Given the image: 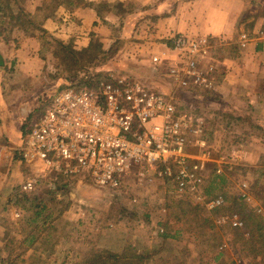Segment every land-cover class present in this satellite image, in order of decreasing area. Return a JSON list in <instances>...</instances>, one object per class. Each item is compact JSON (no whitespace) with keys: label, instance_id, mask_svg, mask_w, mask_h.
Listing matches in <instances>:
<instances>
[{"label":"rangeland","instance_id":"obj_1","mask_svg":"<svg viewBox=\"0 0 264 264\" xmlns=\"http://www.w3.org/2000/svg\"><path fill=\"white\" fill-rule=\"evenodd\" d=\"M162 1L154 0L150 3L149 0L129 1L126 15L122 14L127 20V25L121 23L120 29L111 33L110 37L113 40L108 48H105L100 41L106 55L102 56L101 61L99 59L94 64H87L75 74L67 72L60 75L55 57L57 48L54 45L49 46L47 50L40 46L39 59H44L46 63L45 69L42 70V65L32 61L27 51L20 48L21 44L18 41L14 42L10 36V48L6 57L8 65L3 69L0 68V100L6 101L2 96L3 91L5 93L7 91V94L11 92L7 104L10 105V118L15 120L14 129L16 122L21 120V141L45 112L56 93L69 86L89 88L85 82L91 76H100V74L107 78L112 74L126 76L153 89L173 92L174 87L166 68L160 65L153 68L150 57L145 52L147 46L154 44L153 42L158 46L161 42L160 38H156V33L153 34L155 38L150 40L153 38L150 28L158 25L160 20V17L154 13L152 5ZM167 1L170 2L171 12L175 11L173 7L178 3L189 2V0ZM40 2L41 0H27L26 7H33ZM63 9L65 8L60 7L57 11ZM247 27L248 25L244 26ZM2 30L8 37V32ZM27 37L32 36L27 35ZM212 46L210 57L217 60L222 59L223 56L237 59L240 54L234 44L230 47H221L219 41H213ZM161 53L159 48L155 54L161 55ZM48 54L52 55L50 63L45 59ZM28 60L30 63L27 62ZM205 62L208 65L211 61L206 59ZM40 72L43 73L42 77L34 75ZM216 73L217 79H220L222 68L218 67ZM185 95L178 96L177 93L176 96L186 108L182 110L190 115L193 124L202 123L203 135L211 144L213 159L225 160L221 164L217 162L208 164L205 171L204 192L208 197L222 196L225 205H231L238 197L241 202L238 204L254 216L248 224L253 229L257 225V218L264 216V127L256 124L252 117L223 115L214 109L216 113H212L208 101L214 94L210 92L198 89L193 94L185 92ZM26 104L37 109L27 113L26 107H23L27 106ZM187 138L188 152L195 155L196 152L198 153L195 145L196 136L190 131ZM5 141L10 143L8 139ZM247 152L251 158L248 163L244 161ZM255 163L257 165L250 166ZM218 167L223 169L222 175L225 181L217 177L222 176L216 173ZM26 172L27 177H25ZM26 172H23L24 179L33 178L29 170ZM7 173L8 170H5L0 175L4 176ZM19 177V175L14 176L13 179L10 177L11 183L7 187L10 190L6 193H4L5 187L2 189L3 186L0 185V264H31L32 260L29 259L31 257L38 258L32 264H78L86 253L100 249L121 253L128 247L138 253L154 252L148 264H250L251 258H243L238 254L239 246L234 242L233 236L235 229L218 223L224 214L230 213L231 210L236 211L235 209L240 213L237 215L242 217L244 210L239 205L212 214L211 224L201 222L202 224L198 226L195 222H187V217L178 206L179 200L193 207L200 205L205 208V206L194 198L178 194L176 189L167 186L165 181L155 179L148 184L138 186L136 178L129 176L121 190L109 192L93 187L86 180L81 182V178L62 183L57 179L50 182H60L59 185L63 188L59 191H51L48 187L51 183L42 181L36 190L24 192L18 183ZM244 182L250 188L252 199L249 202H244L240 198L241 184ZM65 183L68 184L64 186ZM24 195L30 199L36 196L37 202L47 204V209L42 215L45 221L42 228L46 231L38 233L40 240L29 250L27 244L11 246L8 243L13 238L15 241L24 240L26 235L22 232L25 230L27 234L29 231L25 224L21 225L25 219L32 217V211L27 213L23 209L27 206ZM258 208L263 209V212L259 213ZM205 210L210 212L206 208ZM207 212L201 210L198 217L207 218L209 216ZM190 218H195V214H191ZM166 233L175 237L166 238ZM251 235L247 233L245 237L250 238ZM43 239L47 244L42 241ZM7 248H11L16 258L4 262L3 259L8 258Z\"/></svg>","mask_w":264,"mask_h":264},{"label":"built area","instance_id":"obj_2","mask_svg":"<svg viewBox=\"0 0 264 264\" xmlns=\"http://www.w3.org/2000/svg\"><path fill=\"white\" fill-rule=\"evenodd\" d=\"M213 41L176 38L173 57L164 62L174 87L171 93L113 74L96 89L69 86L56 93L21 144L3 147L2 157L17 158L33 175L22 191L36 190L40 180L61 177L81 178L115 192L134 176L138 186L170 179L178 194L194 198L210 212L224 207L225 199L208 197L203 186L207 165L225 160L213 159L202 123L193 124L176 100L179 91L191 86L215 90L216 69L203 63L210 57ZM246 42L244 35L243 47ZM154 61L160 60L154 57ZM190 131L196 136V156L188 152ZM216 173L222 175L223 169L218 167ZM240 192L244 202L251 201L247 183L241 184ZM218 223L245 227L237 214L223 216Z\"/></svg>","mask_w":264,"mask_h":264},{"label":"crops","instance_id":"obj_3","mask_svg":"<svg viewBox=\"0 0 264 264\" xmlns=\"http://www.w3.org/2000/svg\"><path fill=\"white\" fill-rule=\"evenodd\" d=\"M44 1L41 0L40 3L35 4L33 7L29 6L27 8L28 11L34 13L37 8L43 5ZM86 1L95 4L100 3L103 14L98 16L97 11L89 7L78 8L74 11L63 9L56 11L54 17L46 20L43 24V29L50 38L58 39L68 44L73 43L77 49L88 47L93 37L100 39L105 48H108L113 40L110 37L111 33L114 30L120 29L121 23H126L127 25V20L115 11L116 6L120 5V3L127 5L132 0ZM150 2H154V0H149ZM169 4L170 2L163 0L159 4L152 5L154 13L160 17V20L158 25L150 28V34L153 37L150 40L155 38L153 36L154 33L157 34L156 38H160L161 40L159 46L153 42L154 44H150L145 50L150 57L153 68L159 65L164 67L165 60L173 57L172 49L178 37L188 39L207 38L219 41L221 47L236 45L240 51L237 59L226 56H223L219 60L212 58V56L207 58L216 70H218V67L222 68L220 79H217L216 72L213 76L215 90L210 92L214 95L209 97L210 101H208V105L214 114L216 113L215 111H218L223 115L234 117L237 115L243 118L245 116L252 117L255 123L263 128L264 0H189L188 3H178L176 7H173L175 11L172 12L170 11ZM137 24L138 22L135 24L136 27ZM247 25L248 27L244 28ZM4 34L3 30V35L0 37V68L3 69V67L8 65L6 57L9 53V37L11 36L14 42L18 41L21 44L20 48L22 50L27 51V55L31 56L32 61H37L42 65L41 69H45L46 63L44 59H39L41 44L38 38L34 36L27 37L24 35V32L19 30H14L11 34L8 33V37ZM244 35L247 37V42L243 47L242 37ZM159 48L162 52L161 55L155 54ZM50 54L45 58L49 63L52 60V55ZM154 57L159 58L160 61L155 62ZM27 62L30 63L29 60ZM203 63H206L205 60ZM49 68L51 67L49 66ZM34 75L42 77L43 73L40 72ZM4 93L3 91L2 96L6 98V101L0 100V116H2L0 120V174L5 170H8V173L7 175L4 174V176L0 175V185L3 186L2 189L5 187L4 193H6L10 190L7 187L10 186L11 178L13 179L14 176H20L18 183L21 186L29 178L24 179L23 172H26L28 169L17 158L2 157L4 153L3 147L6 144L19 146L22 142L21 120L16 122V129H14L13 124L15 120L10 118V105L7 104V99L9 100L8 97L11 95V92L7 94L6 91V96H4ZM179 96H186L185 92L180 93ZM26 105L23 107H26L25 111L27 113H32L33 110L37 109L28 106V104ZM8 120L10 123H8ZM7 139L10 143L5 141ZM196 155L197 152L192 156ZM244 157V161L247 163L251 159L248 152ZM255 165L257 164L255 163L250 166ZM8 176L11 178H8ZM25 177H27V172Z\"/></svg>","mask_w":264,"mask_h":264},{"label":"trees","instance_id":"obj_4","mask_svg":"<svg viewBox=\"0 0 264 264\" xmlns=\"http://www.w3.org/2000/svg\"><path fill=\"white\" fill-rule=\"evenodd\" d=\"M26 1L27 0H0V37L3 35L2 29H5V31H7L9 34H11V32H13L14 30H19L24 32V35L26 36H36L40 40V43L42 47H44V50H47L49 46L54 45L57 48L55 57L57 59V67L61 72L60 75L66 74L67 72L75 74L79 69H83L87 64H94L98 62L99 59L101 61L103 59L102 56L106 55V52L103 49L100 40L96 37H93L91 39L88 47L77 49L75 48L73 43L67 44L63 43L62 41L50 38L47 32L43 29L44 22L54 17L55 12L60 7H63L68 11H74L78 8L86 7L94 8L97 11L98 16H100L101 14H103V9L100 6V3L95 4L87 2L86 0H45L43 5L37 8L33 13L28 11L26 7ZM127 5H125L124 3H120V5L118 4V6H116V8L118 9H116L115 11L120 16H122V14L126 15ZM45 44L47 45L44 46ZM108 79L109 78L101 74L100 76L95 75L89 77L85 84H87V86L91 89H96L101 83L108 81ZM198 89L201 88L191 86L187 89H182L181 91H179L178 96L182 92H189L193 94ZM176 100L180 108L186 109L184 108L183 104H181V101H179L178 98H176ZM217 177H220L219 179L225 181L223 175ZM59 181L61 183L63 181L66 182V180L61 177L59 178ZM60 182L51 183L49 180L46 181L47 184L51 183L48 184V187L51 191H59L61 188H63V186L59 185ZM39 183L42 184V181L40 180ZM67 184L65 183L64 186H66ZM165 184L175 190V183L172 180H165ZM24 198L27 201V206L23 209L27 213L32 211V217L25 219L21 223V225L25 224L29 228V231L27 234L25 230L24 232H22L26 235V238L24 240L15 241V239L13 238L8 243L11 246L13 244H27L28 247H26L29 250L37 241L40 240L38 233L46 231L45 228H42V226H44L45 224L42 215L47 209V204L37 202L38 199L36 196H34V199H30L27 195H24ZM238 203L241 202L240 199L236 197V199L232 201L231 205L227 204L224 207L211 212H207L205 208L200 205H197L196 207L190 206L188 203L184 201L182 202V200H179L178 206L181 209L182 213L187 217L188 223L195 222L198 226H200V224L202 223L211 224L210 217L212 214H217V212L225 209H230L231 207L235 208V206L239 205ZM239 206L244 210L241 218L245 223V227L243 229H235L233 233L234 242L239 246L238 254L243 258H251L250 264H264V216L258 217L260 219L257 218V225L252 229L248 224L254 219L253 214L249 211H246V209L243 208L242 205ZM201 210L202 212H207L209 216L205 219L198 217L200 216L199 213H201ZM235 210L236 211L231 210V212L228 214H230V216L237 214L238 209ZM191 214H195V218H190ZM239 214L240 213H238V215ZM247 233L252 234L250 238L245 237ZM165 237L173 238L175 236H171L166 233ZM42 241L47 244L45 239H43ZM7 254L8 258L3 259L4 262L6 260L7 262L9 260H12V258L14 257L13 252H11V248L8 249L6 255ZM153 254L154 252L152 251L138 253L130 247L124 249V251L121 253H114L108 250L100 249L84 254L78 264H148L151 261ZM14 258H16V256ZM29 259L32 260V263L38 260L37 257H31ZM216 259H218V257Z\"/></svg>","mask_w":264,"mask_h":264}]
</instances>
